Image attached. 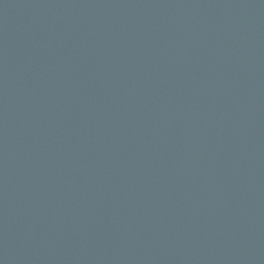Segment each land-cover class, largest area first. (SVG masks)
<instances>
[{
  "label": "water",
  "instance_id": "water-1",
  "mask_svg": "<svg viewBox=\"0 0 264 264\" xmlns=\"http://www.w3.org/2000/svg\"><path fill=\"white\" fill-rule=\"evenodd\" d=\"M0 264H264V0H0Z\"/></svg>",
  "mask_w": 264,
  "mask_h": 264
}]
</instances>
